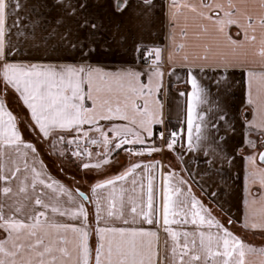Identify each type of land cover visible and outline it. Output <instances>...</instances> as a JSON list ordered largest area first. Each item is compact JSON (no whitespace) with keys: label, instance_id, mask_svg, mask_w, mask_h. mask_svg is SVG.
<instances>
[{"label":"snow or ice","instance_id":"6c2138e0","mask_svg":"<svg viewBox=\"0 0 264 264\" xmlns=\"http://www.w3.org/2000/svg\"><path fill=\"white\" fill-rule=\"evenodd\" d=\"M56 3L63 8L68 20H75L78 10L82 12L87 7L82 0H56ZM141 3L144 10L140 16L146 25L151 20L155 0H141ZM253 5L250 11L248 0H227V3L224 0H170L168 11L174 28L183 16L185 23L176 30L184 39H188L189 26L188 16L182 10L191 13L194 25L193 46L198 51L190 55L185 51L188 44L174 45L184 52L182 62L196 63L201 72L215 66L214 70L223 77V80L215 81L218 86L227 83V76L221 69L239 67L246 70L247 103L253 106L254 111L251 119L244 116L243 127L248 132L246 137H242L241 144L256 150L264 149V0H253ZM21 7L20 0H0V194L5 200V203H0V232L4 233V237L0 238V264H90V225L85 205H94L97 224L115 216L128 225L130 221L125 211L127 205L123 200L126 192L131 193L128 201L133 205L130 208L131 223L139 221L141 224L159 225L162 216L164 231L172 241L173 264H256L253 256H258L259 264H264V250L257 252L245 245L227 226L233 224V220L228 219L226 223L218 220L193 194L188 178L177 175L170 165L167 171H160V161L130 163L118 174L92 185L91 197L82 191L77 192L81 202L74 203L72 192L45 171L43 161L39 159V146L23 139L17 118L6 109L11 90L19 94L17 102L30 111L28 127L35 133L40 145L47 144L58 155L65 156L68 153L58 149V145L75 144L70 156L79 161L77 166L83 170L102 172L114 162L111 160L114 150H122L128 144H144L138 133L116 121H129L134 125L139 122V128L147 132L149 137L153 134L150 125L161 123L159 101L153 99L154 93H158L162 87V72L159 70L161 49L153 46L143 50L148 57L154 56L153 68L147 73V82L142 81L141 72L132 69L111 72L83 64L73 66L11 61L9 57L15 53L12 47H6V26L8 19L18 13ZM113 7L116 14L123 15L129 7L128 0H114ZM75 22L81 31L91 29L94 32L97 27L87 17ZM233 25L240 29L235 37L229 32ZM20 26L21 18L15 15L14 23L7 31L11 34L12 27L19 31ZM257 27L260 30L258 51L255 50ZM241 35L243 39L239 38ZM72 36L73 31L69 26L59 35L60 42L75 48L78 40L74 43ZM51 38L50 34L48 39ZM20 39L26 42L27 33L22 34ZM170 39L175 41V33ZM88 47L87 44L79 45L80 55L85 59L91 55L85 52ZM137 51L141 49L137 47ZM250 54L253 57L251 61L248 59ZM250 65L258 66L260 70ZM188 75L191 99L187 108L186 143L189 150H197L209 140L210 132L217 131L219 125L208 123L204 115H199L198 119L203 123L195 125L196 143L193 145V108L196 104L207 103L210 92L196 75L192 72ZM180 95L186 93L181 92ZM138 100L142 103H137ZM86 101L90 102V106H86ZM216 108H219L218 104ZM218 119L225 121L227 117L221 112ZM100 121L107 124L101 125ZM85 125L89 126L88 130H84ZM93 129L99 134V139L90 137L89 133ZM232 130L235 131L234 127ZM130 135L134 139H129ZM253 135L255 141L251 139ZM81 137L90 140L91 145L98 146V150H89L87 143L81 147ZM160 139L163 141L161 146L143 149L140 154L174 151L178 145L184 146L182 141L185 135L182 131H173L165 138L162 132ZM211 139L213 142H223L219 137ZM124 150L132 154V149ZM9 152L14 153L16 159L8 156ZM84 156L89 159L85 161ZM6 157L11 161V166L5 162ZM244 158L250 169L248 180L259 182L264 187V150L254 151ZM21 161L23 168L19 166ZM157 180L161 181L159 202ZM126 181L129 183L128 188L124 187ZM14 182L18 185L15 191ZM29 188L35 193L34 204L41 210L34 209L33 214L26 219L5 214V206L12 207L7 202L19 193L26 194ZM118 188L121 196L120 211L114 213L110 204L107 215L102 216L100 193L107 192L105 199L111 202ZM137 188L141 196L139 208L135 199ZM62 195H67L69 201H73L71 207L60 206ZM145 195L146 201L143 199ZM210 195L214 198L216 193ZM248 204L246 202V206ZM49 209L53 214L58 213L60 217H68L80 224L51 219L47 215ZM14 211L19 214L21 208L15 207ZM189 224L195 226L193 231L171 227L180 225L183 229V226ZM243 226L264 230V195L258 201H251ZM95 232L98 236L95 264H157V252L154 249L157 231L143 227L98 226Z\"/></svg>","mask_w":264,"mask_h":264},{"label":"crops","instance_id":"0c3cea01","mask_svg":"<svg viewBox=\"0 0 264 264\" xmlns=\"http://www.w3.org/2000/svg\"><path fill=\"white\" fill-rule=\"evenodd\" d=\"M76 2V0H74ZM83 3L87 4L86 9L82 12L78 10V15L75 20H68L64 15L63 8L56 3V0H20L21 9L15 15L21 18V26L19 31L17 28L12 27L11 34L8 33V27H11L14 23L15 15L8 19L6 26V47H12L14 55L10 56L11 61H19L23 63H41V64H72L73 66H79L81 64L93 67H100L105 71H119L122 69H132L141 72L142 81L147 82V73L152 70L153 66L143 65L141 60L146 53L143 51L146 48L153 46L161 49V60L159 63V70L162 72L160 82L162 87L158 93H154L153 99L159 101V111L161 123L151 124L152 136L149 137L147 132L139 128V122L132 124L129 121H116L121 125H126L131 128L133 132L139 134L140 139L144 141V144L139 143L132 146H141L144 149L150 148L155 145L156 137L155 131L157 128L165 127L168 123H174L183 125L185 128V141L183 147L178 146L171 154H165L161 151V156L156 155L155 161L161 162L160 171L165 172L171 166V170L175 171L177 175H182L188 178L192 192L198 199H200L204 205L213 213V215L224 223V220L231 219L234 221L233 224L227 225L229 230L235 235L237 230H245L249 233L264 234V230L245 228L243 221L245 214L248 213L251 201H258L261 195H264V187L259 182L252 183L248 180L249 165L247 160L244 158L247 155L253 154L254 151L264 150L257 148L256 150L250 147L242 146V137L247 136L248 130L243 127L244 116L252 118V112L254 111L253 106L247 103L248 100V85L246 70L244 68H226L221 69L227 76V83H221L219 86L215 83L216 80H223L215 70L209 69L208 71L201 72L197 68L196 63H184L182 57L184 52L179 51L174 45L179 43L188 44V48L185 50L190 55L198 51L193 45L192 40V29L194 27L191 13L188 10H182V12L188 16V39L181 37L179 31L176 29L182 27L185 23L183 16L176 24L175 28L172 21L169 18L168 7L170 0H155V6L152 10L151 20L145 25V21L140 16V13L144 10V6L141 0H128L129 7L123 15H118L114 11V0H82ZM227 3V0H224ZM239 2V0H237ZM253 0H248V7L251 11L253 8ZM87 17L90 21H94L97 25L95 31L87 29L81 31L76 26V20ZM62 21V23H61ZM145 25V26H142ZM71 27L73 31L72 40L78 44L75 48H70L67 44H62L59 39V35L65 32V28ZM235 27L237 32L240 29L233 25L229 28ZM27 33V41L20 39L21 35ZM175 33L176 39H170V36ZM52 36L51 39L48 37ZM237 34V33H236ZM257 40L255 50L258 51L260 30L257 27L255 33ZM243 39V35L239 37ZM87 44L89 47L85 49V52H90L91 55L85 59L80 55L79 45ZM137 47L141 51H137ZM19 51H16V49ZM251 46L249 52H251ZM171 55V60L169 56ZM195 59L194 56L191 57ZM248 59L251 61L253 57L251 54ZM199 63V62H197ZM255 67L259 71L258 66L250 65ZM192 72L196 75L200 83L209 89L210 95L207 97V103L196 104L193 108V145H195L196 132L195 125L202 124L203 122L198 119L199 115L205 116V121L208 123L215 122L219 125L216 132H210L209 140L202 143L200 148L197 150H189L187 140V108L190 97V83L188 73ZM12 91V96L15 98L19 95ZM186 93L181 96L180 93ZM2 99V97H0ZM137 103H142L138 100ZM219 108H216V105ZM86 106H90V102L86 101ZM6 109L11 111L8 107V100L6 102ZM223 113L227 117L225 121L218 119L219 114ZM7 119V117H5ZM30 120V111L28 110L27 123ZM19 118H17V125L20 129ZM101 125H106L107 122L100 121ZM233 127L235 131L233 132ZM30 129V128H29ZM89 126L85 125L84 130H88ZM31 130V129H30ZM22 133V132H21ZM91 138L99 139V134L94 129L89 133ZM110 136H114L113 133H109ZM23 137V135H22ZM33 141H30L39 146L40 156L39 159L43 161L45 171L51 175L54 179L59 180L66 188L69 189L73 194V201L75 204H79L81 201L76 195V191H84L85 185L84 177L82 175H72L68 181L56 178L49 171V165L46 164L45 160L41 157V150L44 151L45 155H54L49 145L41 147L40 142L34 133ZM212 137H219V141L213 142ZM72 139V137H67ZM129 139H134L133 136H129ZM254 141L256 140L255 135L251 137ZM55 143V142H54ZM87 143L89 150L97 151L98 146L90 144V140H86L81 137V147ZM155 143V144H154ZM61 144L60 150H62ZM127 146V145H124ZM75 144L69 147L71 150L75 149ZM239 148V152H237ZM70 150V151H71ZM121 150L113 151V155L120 154ZM54 152V153H53ZM207 152V156L205 155ZM160 154V153H159ZM153 155V154H151ZM8 156L16 159L15 154L12 152L8 153ZM55 156V155H54ZM154 161V162H155ZM5 162L11 166V161L5 158ZM62 162H59L61 165ZM141 163L147 164L152 163L150 161H141ZM19 166L23 168V162L21 161ZM67 168H69L66 165ZM75 168V167H74ZM64 169V168H63ZM186 169V170H185ZM96 175V174H95ZM115 175V174H114ZM113 175V176H114ZM103 180V179H101ZM101 180L96 181V183ZM94 183V184H96ZM175 184V180L172 181ZM93 184V185H94ZM18 187L14 182V191ZM124 187L128 188L129 183L124 182ZM160 189L161 181L157 180V202L160 201ZM203 189V191H202ZM50 192V190H49ZM216 193L213 198L210 194ZM140 189L137 188V194L135 199L137 201L136 206L140 207L141 196L139 195ZM89 196H92L91 189L88 192ZM130 192H126L123 195V200L126 202L125 211L128 213V219L130 223L125 225L121 219H116L115 216L101 220L99 224L96 221V209L92 203L86 204V210L88 212V224L90 225L89 230V248H90V264H95V249L98 244V236L95 232L96 227H143L157 231L158 238L155 240L154 249L157 252L155 259L157 264H173L171 246L172 241L168 236L167 232L164 231L163 219L161 216L159 225H148L146 223L141 224L139 221L135 224L131 223L130 208L132 203L128 201ZM35 193L29 188L27 193H19L15 195L12 200L15 201V207H19L18 203L26 202L28 208L26 212H20L16 214L12 207L10 211L7 206L4 211L7 215H16L17 218L26 219L28 215L33 214V210H41L34 204ZM107 192L100 193V204L102 216L107 215L110 204L112 205L111 210L114 213L120 211L121 196L119 194V188L117 189V195L111 202L105 199ZM95 199V197H93ZM146 201V195L143 197ZM73 201H69L67 195L60 197V206L71 207ZM5 202L4 197L0 194V203ZM48 203H54V201H47ZM246 202L249 204L246 206ZM223 209V210H221ZM9 211V212H7ZM227 213V215H225ZM48 217L55 219L58 222H69L72 223L68 217H60L58 213H51L50 209L47 213ZM171 218V217H170ZM74 223L80 224L79 221ZM172 228L177 230H188L193 231L195 226L185 225L181 229L180 225H171ZM206 230V229H205ZM237 236L241 241L242 237ZM4 237V233L0 232V238ZM183 237H181V241ZM167 241V243H165ZM198 242V238H197ZM244 242V241H243ZM245 244V243H244ZM246 245V244H245ZM257 252L264 250V246L256 248ZM252 259L259 264V257L253 256Z\"/></svg>","mask_w":264,"mask_h":264},{"label":"rangeland","instance_id":"374dc122","mask_svg":"<svg viewBox=\"0 0 264 264\" xmlns=\"http://www.w3.org/2000/svg\"><path fill=\"white\" fill-rule=\"evenodd\" d=\"M237 33V29L235 27L231 28L230 34L235 37ZM147 56V55H146ZM149 66H153L149 65ZM8 107L9 109L13 112V115L16 118H19V125H20V131L22 132L23 139L25 141H33L34 133L29 129L28 123H27V116H28V110L26 109V106H23L21 103H18L16 98L12 95H9L8 97ZM156 132V131H155ZM38 139H36L37 141ZM185 141V139H184ZM39 142V141H37ZM156 143V144H155ZM154 144L157 146H160L158 144V141H156ZM38 144V143H37ZM44 144L41 146L43 147ZM45 146H47L45 144ZM62 150L67 152L68 154L65 156L58 155L57 151L54 153V155H45L44 151L41 150L42 154L41 157L43 160H45L46 164L49 165V171L51 174H53L56 178L68 181L71 178L72 175H82L84 177V182L85 185L83 187L84 193L88 194L89 190L91 189V186L96 183V181L104 179L108 176H113L114 174H118L124 167L128 166L130 163L133 162H141V161H150L154 162L156 155L161 156V151L152 153L153 155H148L147 152H144V154H140L143 149H141V146H132V145H127L123 146V149L120 151V154H115L112 155L111 160L114 161L111 163V165L106 168L102 172H97V171H88V170H83L82 167H78L79 161L75 160V158H72L70 156V148L71 146H65L61 144ZM178 147V146H177ZM125 148H137V153L136 154H129ZM58 149H61L60 146L58 145ZM165 154H171L172 151L170 150H164ZM160 153V154H159ZM169 156V155H168ZM83 159L87 161L89 158L87 156H84ZM59 162H62L61 165H59ZM93 163L95 160L93 159ZM66 165L69 167L67 168ZM75 167V168H74ZM64 168V169H63ZM96 174V175H95ZM80 190H77L78 192ZM89 195V194H88ZM5 203V202H2ZM8 204H13V208L15 206V203L12 202H7ZM89 203H87L88 205ZM19 207L21 208L22 212H26L28 208V204L26 202H21L18 203ZM6 207V206H5ZM7 208H9L7 206ZM15 209V208H14ZM10 211V208L8 209ZM7 211V212H9ZM224 223H226V220H224ZM235 235L237 234L239 237L243 238L244 243L247 246H256V248H260L264 246V234H256V233H249L247 231L243 230H237L234 232Z\"/></svg>","mask_w":264,"mask_h":264},{"label":"built area","instance_id":"2783aa9c","mask_svg":"<svg viewBox=\"0 0 264 264\" xmlns=\"http://www.w3.org/2000/svg\"><path fill=\"white\" fill-rule=\"evenodd\" d=\"M153 60H154V56L153 57H148V56H144L143 58H142V60H141V63L143 64V65H147V66H149V65H152V62H153ZM173 131H182L183 133H184V135H185V128H184V126L183 125H179L177 128H171V129H169V130H167V128H165V127H162V128H159L158 130H156V132H155V137H156V140L158 141V144L160 145H162V143H163V141L160 139V133H164V136H165V138H167L168 137V135L171 133V132H173ZM184 141H182V143H183ZM160 145V146H161ZM179 146V145H178ZM125 149H129V148H125ZM137 153V148H132V154H136Z\"/></svg>","mask_w":264,"mask_h":264},{"label":"trees","instance_id":"16d2710c","mask_svg":"<svg viewBox=\"0 0 264 264\" xmlns=\"http://www.w3.org/2000/svg\"><path fill=\"white\" fill-rule=\"evenodd\" d=\"M179 126V124H174V123H168L167 125H166V128H167V130H169V129H171V128H177ZM159 128H157V130H158ZM141 149H144L143 147H140Z\"/></svg>","mask_w":264,"mask_h":264},{"label":"water","instance_id":"95a60500","mask_svg":"<svg viewBox=\"0 0 264 264\" xmlns=\"http://www.w3.org/2000/svg\"><path fill=\"white\" fill-rule=\"evenodd\" d=\"M79 192V191H78Z\"/></svg>","mask_w":264,"mask_h":264}]
</instances>
